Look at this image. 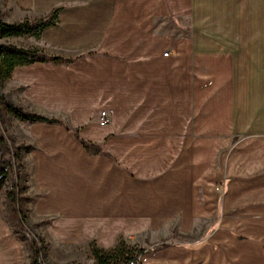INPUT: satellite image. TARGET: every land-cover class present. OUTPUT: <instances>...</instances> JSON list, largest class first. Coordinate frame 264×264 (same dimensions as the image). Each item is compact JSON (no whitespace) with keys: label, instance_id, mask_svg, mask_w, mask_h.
I'll return each mask as SVG.
<instances>
[{"label":"crops","instance_id":"0c3cea01","mask_svg":"<svg viewBox=\"0 0 264 264\" xmlns=\"http://www.w3.org/2000/svg\"><path fill=\"white\" fill-rule=\"evenodd\" d=\"M79 2L61 8L57 25L40 36L55 55L76 60L16 67L10 79L23 87L26 110L66 119L30 122L22 139L30 194L40 195L31 219L46 220L44 261L94 264L91 244L109 250L119 238L146 251L163 242L155 237L168 225L178 227L179 240L141 254L137 264H264V174L250 181L248 216L226 213L236 205L228 201L220 217L201 189L226 133H249V174L257 171L264 0ZM216 35L232 42L212 48ZM225 49L223 58L212 56ZM66 127L100 150L83 147ZM229 167L217 159L221 175ZM200 226L193 240L185 238ZM0 238L7 247L1 260L28 264L4 220Z\"/></svg>","mask_w":264,"mask_h":264},{"label":"rangeland","instance_id":"374dc122","mask_svg":"<svg viewBox=\"0 0 264 264\" xmlns=\"http://www.w3.org/2000/svg\"><path fill=\"white\" fill-rule=\"evenodd\" d=\"M80 0H0V15L3 16V19L7 22H16L22 20L24 18H43L46 17L53 9L57 7H61L62 9H69L74 6L79 5ZM264 9V8H263ZM264 21V17L261 18ZM236 23L238 21H235ZM235 25V24H234ZM233 25V26H234ZM43 37V36H42ZM231 36H228L226 39L224 35L215 36L214 40L210 42L212 48L216 47H225V45L230 44L232 42ZM7 41V42H5ZM13 43L24 47H38L39 49L43 50L44 53L48 55H55L50 47H48V43L44 42V40L39 38H34L31 36H21V37H14L0 40V43ZM226 49L219 50V53H213L212 56H217L219 58H223V54H226ZM228 52V51H227ZM54 63V62H50ZM260 74V72H258ZM18 84L14 83L13 80H8L5 83H0V97H3L5 100L13 103L14 105L19 104L23 109L27 104H25L22 99H20V94L23 90V87L17 86ZM260 102H258V106H260ZM26 110V108H25ZM31 110V109H30ZM29 109L27 111L31 112ZM0 111H1V128L3 133L7 137L10 145L15 150L17 155L13 158L14 164V181L16 183V206L19 211L20 217L25 222L26 228L30 229L31 234L36 235L39 239V247H42L43 256L48 251V247L46 246L48 243V239L45 232V225L42 222L46 221L45 219L40 220H32L31 213L33 210L31 209L32 205H34L39 198V194L32 197L30 194V176L26 174L25 170V161H24V153L25 150L28 148L24 146L23 138L28 137V132L26 131L27 125L30 123L29 121H21L16 118L12 112H10L7 108H5L4 104L0 102ZM51 116H55L57 120L66 123V119L63 115L58 113H54ZM259 118V117H258ZM230 137L227 144L223 147V153H219L212 166L214 167V171L210 173L208 176L207 183H205V187L201 185V189L207 190L204 191V197L211 200L212 202H216V205L221 208L220 210V217L224 216L226 213H245L243 215L248 216L251 211L248 210L246 207L249 199V186L250 181L259 180L261 176H263V171L259 170V167L262 166L264 161V146H261L257 153L259 157H257V164L256 167L257 171H253L249 174V169L252 166L249 163L250 157V143H249V133L246 132L245 134H237V133H227L224 137ZM8 155L7 151L0 143V160L2 158H6ZM225 158V165H230L229 168L225 170V176L221 175L220 172L216 171L217 159L219 165L222 163V159ZM260 165V166H259ZM219 168V167H218ZM253 168H255L253 166ZM20 175H18V173ZM13 175L11 172L8 173V176L3 179V182L0 186V220H4L9 227V233L11 237H14L18 242L22 245V250L24 251L25 257L29 258L30 255V247H29V239L25 232H22L17 227V215L10 211L11 201L7 197L8 191H10L13 181ZM206 192V193H205ZM202 194V193H201ZM206 195V196H205ZM203 196V194H202ZM239 197V198H238ZM204 200V198H203ZM236 203L230 210H223L227 202ZM233 204V203H232ZM231 204V205H232ZM179 219V216H178ZM193 227V226H192ZM191 227V228H192ZM217 227V226H216ZM219 228L220 227L218 225ZM226 231L236 234L237 236H245L247 237L248 234H245L244 231L238 230L236 226H224ZM182 228V227H181ZM209 231L208 234L212 231L213 226L208 227ZM163 231V237H155V241L158 242H174V240L179 238L178 235V227L171 226H164L161 228ZM201 226L198 228L193 229L190 231L188 236L185 238L187 240L190 239L194 235L200 233ZM181 238L180 240H186ZM3 238H0V255L7 250L6 245L3 243ZM5 240H7L5 238ZM179 240V239H178ZM151 242V241H149ZM162 242V243H163ZM161 244V243H160ZM49 245V243H48ZM91 254V252H90ZM8 263L5 260L0 259V264ZM89 263V261H88ZM73 264H80V263H73ZM90 264V263H89Z\"/></svg>","mask_w":264,"mask_h":264},{"label":"trees","instance_id":"16d2710c","mask_svg":"<svg viewBox=\"0 0 264 264\" xmlns=\"http://www.w3.org/2000/svg\"><path fill=\"white\" fill-rule=\"evenodd\" d=\"M61 7L53 9L46 17L43 18H24L16 22H7L0 15V40L31 36L39 38L41 34L48 28L57 25V17ZM7 42V41H5ZM93 54V52H87L82 57H87ZM76 60V57L65 58L57 55H48L38 47H24L13 43H0V83H5L11 79L12 73L16 67L27 66L36 62H61L65 65ZM0 102L4 104L12 114L21 121L33 122H45L52 123L56 122L55 118H48L42 114L35 112H29L23 109L19 104L14 105L13 103L0 97ZM0 122H1V111H0ZM68 131L82 144L83 147L91 149L92 151H99L100 147L87 142L78 133V130L66 127ZM0 143L3 145L8 155L0 160V186L3 179L8 176L11 172L13 175L12 186L13 188L8 191L7 197L11 201L10 211L15 213L18 217L17 227L25 232L29 239L30 255L28 264H47L44 261V256L41 248L39 247V238L36 235H32L30 229L26 228L25 222L19 215L18 208L16 206V183L14 181V164L13 158L17 155L15 150L10 145L7 137L3 133L0 124ZM21 172L18 173L20 175ZM46 221L42 222L45 224ZM169 243L163 242L151 249L144 250L137 245H129L124 239L119 238L117 244L109 249L105 250L98 248L94 243L91 244L90 252L94 260V264H137L139 256L145 252H151L167 247ZM48 247V244L46 245Z\"/></svg>","mask_w":264,"mask_h":264},{"label":"built area","instance_id":"2783aa9c","mask_svg":"<svg viewBox=\"0 0 264 264\" xmlns=\"http://www.w3.org/2000/svg\"><path fill=\"white\" fill-rule=\"evenodd\" d=\"M167 54H168V51H166V52L164 53V55H167ZM109 121H110V116H109L108 112L105 111V110H102V111L99 113V123H100L101 125H106V124L109 123ZM41 249H42V247H41Z\"/></svg>","mask_w":264,"mask_h":264}]
</instances>
